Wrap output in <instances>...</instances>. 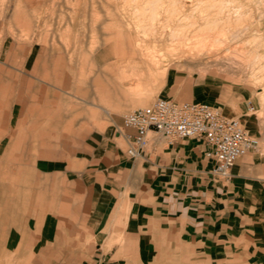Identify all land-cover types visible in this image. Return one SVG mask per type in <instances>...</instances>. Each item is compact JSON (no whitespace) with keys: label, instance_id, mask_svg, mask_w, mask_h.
Here are the masks:
<instances>
[{"label":"crops","instance_id":"0c3cea01","mask_svg":"<svg viewBox=\"0 0 264 264\" xmlns=\"http://www.w3.org/2000/svg\"><path fill=\"white\" fill-rule=\"evenodd\" d=\"M113 48L137 75L159 69L145 67L142 49ZM31 52L0 60V240L7 252L39 255L45 264H151L181 244L221 243L228 231L249 237L264 264V135L249 102L193 88L183 95L240 119L259 140L225 181L211 173L200 139L169 144L150 132L139 155L128 156L126 136L134 131L123 126L124 98L112 83L96 76L75 85L57 73L62 65ZM94 85L108 98L95 97Z\"/></svg>","mask_w":264,"mask_h":264},{"label":"rangeland","instance_id":"374dc122","mask_svg":"<svg viewBox=\"0 0 264 264\" xmlns=\"http://www.w3.org/2000/svg\"><path fill=\"white\" fill-rule=\"evenodd\" d=\"M114 45L135 51L156 45L167 56L159 62L142 52L145 67L158 62L159 69L137 75L123 68ZM193 48H203L202 54ZM29 50L31 58L62 65L57 73L75 85L96 76L112 83L124 98L120 115L156 98L187 101L183 95L193 88L250 102L264 135V0H0V60H22ZM93 88L95 97L108 98L100 86ZM98 113L94 108L95 123ZM255 249L249 237L223 231L221 243L181 244L150 262L259 264ZM0 264L45 261L9 253L0 240Z\"/></svg>","mask_w":264,"mask_h":264},{"label":"built area","instance_id":"2783aa9c","mask_svg":"<svg viewBox=\"0 0 264 264\" xmlns=\"http://www.w3.org/2000/svg\"><path fill=\"white\" fill-rule=\"evenodd\" d=\"M247 112H255L250 102ZM122 121L125 128L134 131L126 136L131 143L128 156L139 155L150 132L169 144L200 139L207 147L206 157L213 161L211 173L225 181L237 159L260 148L259 140L238 119L229 118L205 103L156 98L150 105L123 115Z\"/></svg>","mask_w":264,"mask_h":264},{"label":"bare ground","instance_id":"6f19581e","mask_svg":"<svg viewBox=\"0 0 264 264\" xmlns=\"http://www.w3.org/2000/svg\"><path fill=\"white\" fill-rule=\"evenodd\" d=\"M186 6V5H185ZM202 28V27H201ZM153 47H154V49H153V51H148L147 50V47H143L142 48V50H143V52H144V56H146L147 58H152V59H157V58H159L160 59V61L159 62H162L161 60H164L165 59V57L167 56V55H165L164 54V52L163 51H165V47L162 49V48H159L158 46H156V45H153ZM156 48V49H155ZM172 48V47H171ZM177 48V47H176ZM167 50V49H166ZM179 51H181V52H183V51H185V49H183V48H179L178 49ZM191 50H197V53L198 54H202V52H203V48H199V49H195V48H193V49H191ZM171 51V50H170ZM173 51V50H172ZM174 53L176 52V51H173ZM186 53V52H185ZM153 65H154V63H153ZM158 66V67H157ZM156 67L157 68H159V63L157 62L156 63ZM155 68V67H154Z\"/></svg>","mask_w":264,"mask_h":264}]
</instances>
